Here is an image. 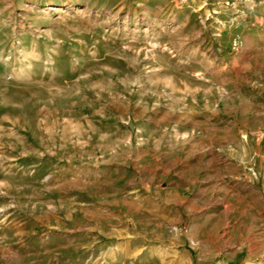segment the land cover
Instances as JSON below:
<instances>
[{
  "label": "rangeland",
  "instance_id": "1",
  "mask_svg": "<svg viewBox=\"0 0 264 264\" xmlns=\"http://www.w3.org/2000/svg\"><path fill=\"white\" fill-rule=\"evenodd\" d=\"M0 264H264V0H0Z\"/></svg>",
  "mask_w": 264,
  "mask_h": 264
},
{
  "label": "built area",
  "instance_id": "2",
  "mask_svg": "<svg viewBox=\"0 0 264 264\" xmlns=\"http://www.w3.org/2000/svg\"><path fill=\"white\" fill-rule=\"evenodd\" d=\"M232 48H233V50H236L237 49V42L236 41L233 42Z\"/></svg>",
  "mask_w": 264,
  "mask_h": 264
}]
</instances>
